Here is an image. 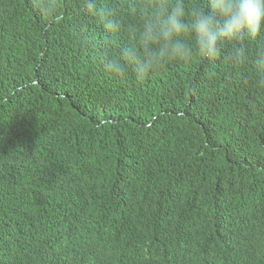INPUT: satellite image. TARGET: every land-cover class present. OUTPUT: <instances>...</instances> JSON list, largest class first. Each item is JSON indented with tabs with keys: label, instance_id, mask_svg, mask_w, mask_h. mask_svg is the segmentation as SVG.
Returning a JSON list of instances; mask_svg holds the SVG:
<instances>
[{
	"label": "trees",
	"instance_id": "trees-1",
	"mask_svg": "<svg viewBox=\"0 0 264 264\" xmlns=\"http://www.w3.org/2000/svg\"><path fill=\"white\" fill-rule=\"evenodd\" d=\"M156 2L63 0L47 12L17 0L10 9L24 26L0 21V264H14L10 235L28 217L63 224L90 208L80 228L103 219L98 233L150 252L200 214V224L215 223L218 260L237 259L230 227L264 254L241 205L250 222L264 214V43L242 41L232 59L237 45L222 42L214 60L196 55L143 78L107 73L101 52L136 46L134 29ZM194 7L207 0H185ZM106 11L122 21L118 32L107 30Z\"/></svg>",
	"mask_w": 264,
	"mask_h": 264
},
{
	"label": "clouds",
	"instance_id": "clouds-1",
	"mask_svg": "<svg viewBox=\"0 0 264 264\" xmlns=\"http://www.w3.org/2000/svg\"><path fill=\"white\" fill-rule=\"evenodd\" d=\"M3 1L0 0V21H5L7 16L1 12ZM59 1L39 0L47 12L61 7L63 0ZM102 15L109 32L120 30V22L112 13L106 11ZM41 22H46V16ZM13 24L15 28L19 26ZM133 35L136 46L125 47L118 56L101 52L103 68L118 79L127 77L129 73L143 78L173 62L189 63L196 55L205 60H214L221 55L222 42L237 45L234 49L236 56L230 57L236 59L244 51L239 47L240 42L259 38L264 43V0H207L206 10L194 7L191 12L186 11L185 0H174V3L157 0L148 16L135 27ZM257 52L256 63L264 70V51L258 49ZM251 194L252 191L248 189L243 198L251 197ZM232 202L227 198L228 204ZM241 205L248 227L245 232L256 235L257 243L264 242V214L259 217L260 220L250 222L253 216L246 212L248 208L245 204L241 202ZM90 209L79 212L81 215L74 220L68 217L63 224L47 222L50 229L37 231L38 238L31 241L24 236L26 232L32 235L36 219L28 217L22 228L10 235L16 238L9 239L14 264H246L264 255L261 250L253 248L252 242L242 244L244 231L238 229L236 232L230 227L226 231V241L232 245L236 261L212 260L210 257L217 256L221 251V248H217L215 223L211 220L207 227L200 224V214L193 215L192 221L179 222L164 248L150 252L151 245L145 242L139 244L131 240L130 244L125 245L119 232L98 233L97 227L103 219L95 218L80 228L95 217L96 214L88 213ZM37 212L39 210L33 213ZM205 220L202 218V221ZM62 226L67 228L63 233L53 229ZM229 232L233 241L229 240ZM38 241L46 243L48 249H40ZM150 253H153V259L138 256Z\"/></svg>",
	"mask_w": 264,
	"mask_h": 264
},
{
	"label": "bare ground",
	"instance_id": "bare-ground-1",
	"mask_svg": "<svg viewBox=\"0 0 264 264\" xmlns=\"http://www.w3.org/2000/svg\"><path fill=\"white\" fill-rule=\"evenodd\" d=\"M17 2V0H5V1H3V3H1V8H3V9H1V12L3 13V14H5V15H10V19L14 22V23H16V24H18L19 26H20V29L24 26V25H22V20H20V18H17L16 17V13H15V10H12V9H10V7L11 6H13L15 3ZM136 2H138L139 3V0H136ZM129 5V4H128ZM62 8V7H61ZM118 17L119 18H121V16H120V14H118ZM24 19V18H23ZM126 19V18H125ZM119 22H120V28L122 27V21H120V19H119ZM32 24V23H31ZM31 24H30V26H31ZM6 29H8V27H6ZM19 29V30H20ZM10 30V29H9ZM12 30V29H11ZM103 33H101L100 32V35H102ZM37 221H35L36 223H34V228H32V229H34L32 232H31V234L32 235H30L29 236V234H30V232H26V235L24 236L25 238L28 236V237H30V239H29V241H31V239H37L38 237H36L37 236V234H38V232L37 231H39V230H43V231H45V230H47V229H50L49 227H48V225L46 224L48 221L45 219V218H42V220H41V224H39V218H37L36 219ZM42 226V227H41ZM54 230H57L58 228L57 227H54L53 228ZM62 229H64V230H62ZM67 228L66 227H61L60 228V231H62V233H63V231H65ZM42 234H44V233H42ZM31 236H35V237H31ZM62 237L63 238H66L63 234H62ZM228 237H229V240H230V232H229V234H228ZM15 240V239H14ZM27 240V239H26ZM32 241H34V240H32ZM62 241H64V239L62 240ZM127 241L128 240H125L124 241V243L126 244L127 243ZM29 243H36V242H29ZM11 246V245H10ZM95 245H92V247H94ZM95 248V247H94ZM53 252H56V250L55 249H53ZM211 252H213V251H211ZM174 253H176V252H174ZM151 254H153V253H150V255L149 254H146V255H138V256H140L141 258H144V257H148V258H152L153 259V257H152V255ZM210 253H208V255H209ZM218 254V253H217ZM212 260H218V259H220V256H212V257H210ZM162 259V258H161ZM234 259V258H233ZM232 259V260H233ZM217 262H221L220 260L219 261H217ZM216 262V263H217ZM121 264H126L125 262H123V263H121Z\"/></svg>",
	"mask_w": 264,
	"mask_h": 264
}]
</instances>
